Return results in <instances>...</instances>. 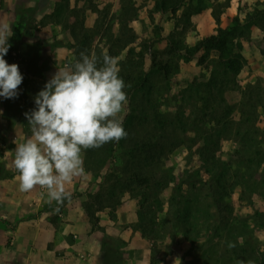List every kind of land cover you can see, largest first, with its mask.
Returning a JSON list of instances; mask_svg holds the SVG:
<instances>
[{"label": "rangeland", "instance_id": "obj_1", "mask_svg": "<svg viewBox=\"0 0 264 264\" xmlns=\"http://www.w3.org/2000/svg\"><path fill=\"white\" fill-rule=\"evenodd\" d=\"M26 1L28 0H0V8L4 3L12 5V8H9L10 14H0V26L8 25L9 22L13 31L10 38L0 43V69L5 71L32 69L35 47L28 41L34 37L46 41L49 52L54 50L57 44L64 43L69 46L71 56L67 58L68 65L76 74L83 75L75 82L79 87L83 85L84 78L90 82L89 75H84L85 61L93 63L96 71V94L92 100H88V95L81 96V105L90 107V110L84 116H82L83 112L79 115V121L75 122L72 134L66 137L64 150L81 143L79 146L83 151V166L94 179L92 193H100L102 187L115 183L114 191L118 195L122 194L121 199L127 197L136 206L134 227L138 231L137 213L142 211L138 203L140 200L150 202L153 199L132 196L127 190L121 189L127 183L126 178H134L133 174L140 175L144 167L127 162L130 153L126 146L127 141H123L121 147H115L113 166L105 163L98 167L91 162L92 157L87 153V147L92 123L95 120L102 126L108 124L115 133L124 126L127 139L135 138L137 141H142L157 134L159 129L157 123L161 121L164 125L161 132L169 137H175L172 142L174 145L170 148H167L166 144L163 145V164L152 170L156 173L164 171L165 175H172L174 178L173 182L161 187L158 193L162 207L161 210H157L159 212H156V216L157 219H162L174 184L182 179L194 178V172L200 168V160L196 152L201 145L200 134L189 129L182 135L179 128L174 125L175 118L179 114L185 122H188L190 111L202 103V99L198 96L201 93L196 94L201 91L191 84L192 80L205 81L211 72H216L214 77L218 79L217 81H221L223 77L222 67L217 63V53L214 50L207 55L205 61H200L199 56L203 55L201 52H195L191 58L186 59L182 56L186 55L183 48L192 47L201 37L215 30L216 23L211 15L212 11L218 15L219 24L225 26L234 16L242 18L254 8H263L264 0H188L174 16L169 12L157 11L154 8L155 0H37L28 8L25 6ZM122 3L127 9L131 8L125 15L124 13L122 15ZM15 16H18L17 21L14 20ZM128 32H132L135 39L125 45L127 36H123L122 33ZM118 41L124 45L116 46ZM173 44L178 47L177 51L172 50ZM148 45L156 49V59L166 64V74L160 70L149 69ZM242 45L244 65L239 71L234 72L233 76V73L225 76L220 91L213 92L211 102L215 107L219 106V116L226 110V106L229 108L239 101L241 87L247 83L252 89L259 87L263 92L261 94L263 106L259 107L256 125L264 131V29L251 26ZM130 51L133 53L146 51L142 67V71L144 70L146 74L144 84H140L137 79L132 83L118 77L119 61L124 60ZM24 56L28 58L24 59ZM15 62L17 64L13 65L12 63ZM131 74L133 77L136 76L135 72ZM26 81L30 82L27 87L30 93L35 89L38 94L42 91V99L45 97L44 84L34 85L29 78H23L24 84ZM52 87L54 88L50 89L59 91H63V88L66 91L68 88L58 83L53 84ZM201 88L206 90L205 86ZM51 100L55 106H61L53 96ZM231 115L236 119L238 112L232 110ZM101 132L102 128L99 130L100 134ZM234 146L232 138L222 141L220 145L222 158L232 153ZM262 167L264 168V163ZM95 173H100L104 178L95 176ZM110 174L117 179L107 180L106 175ZM203 177L207 176L203 173ZM132 183L133 187L139 189L140 182L134 180ZM182 185L185 190L186 185L184 183ZM229 201L233 213L238 217L251 214L254 210H264V197L248 191L240 193V189L236 186L232 189ZM150 214L151 212L147 213L148 216ZM159 220L156 221V225L146 224L147 235H152L150 230H153L154 236L151 238L144 236L150 248L152 264H200L204 261L199 258L200 251H194L196 249L190 246L192 242L188 236L193 234L185 233L179 225L173 228L172 223L162 228ZM254 235L259 239L264 238L260 229H256ZM107 237V234H104L102 245L105 263L125 264L129 247L127 248V244L120 238L112 237L108 240Z\"/></svg>", "mask_w": 264, "mask_h": 264}, {"label": "trees", "instance_id": "obj_2", "mask_svg": "<svg viewBox=\"0 0 264 264\" xmlns=\"http://www.w3.org/2000/svg\"><path fill=\"white\" fill-rule=\"evenodd\" d=\"M187 1L155 0L154 8L174 16ZM128 7L130 8V5ZM130 10L122 3V15L129 13ZM211 15L216 23L215 30L201 37L192 47L183 48L186 55L182 56L188 59L199 51L203 54L199 56V60L205 61L207 55L214 50L217 53V63L222 67L223 77L221 81H217L218 79L214 77L216 72H211L205 81L192 80L191 84L201 91L196 94L201 93L198 96L202 99V103L190 111L188 122H185L179 114L175 118L174 125L179 128L182 135L189 129L200 134L201 145L196 151L200 168L194 172V178L182 179L174 184L172 194L168 197L165 216L160 220L156 216V212H159L157 210H161L162 207L158 193L161 187L173 182L174 178L172 175H165L164 171L160 170L161 172L156 173L152 170L163 164V145L166 144L167 148H170L174 145L172 142L175 137H169L161 132L164 129L161 121L157 123L159 129L155 136L137 141L135 138L127 139L128 135L124 126L115 133L110 125L102 126L94 120L87 153L92 157L91 162L98 167L105 163L113 166L115 147H121L124 144L123 141H127L126 146L130 152L127 162L144 168L140 175L135 176L132 173L134 178H126L127 183L121 190H127L132 196L153 199L150 202L138 200L139 208L142 209L137 213L138 229L143 236L149 238L154 236L153 230H150L152 235H147V223L156 225V221L159 220L162 228L172 223L173 228L179 225L185 233L193 234L188 236V239L192 242L190 246L196 249L194 251H200L199 258L204 260L200 264H264V238L259 239L254 235L256 229L262 230L264 234V210H254L251 214L238 217L233 213V207L229 201L235 186L240 189V193L248 191L264 197V168L262 167L264 131L256 125L259 107L263 106V97H261L263 92L259 87L250 88V84L247 83L239 89V101L229 108L226 106V110L219 116V106L215 107L211 102L213 92L220 91L219 88L225 76L229 73H233V76L234 72L239 71L244 65L242 41L249 34L251 26L264 29V7L254 8L242 18L234 16L225 26L219 24L220 20L215 12L212 11ZM122 35L127 36L125 45L135 39L132 32L122 33ZM123 45L119 41L116 43L118 47ZM147 48L149 69L160 70L166 74V64L156 59V49L150 45ZM172 50L177 51L178 47L173 44ZM145 54L146 51L144 53L142 51L128 52L125 59L119 61L118 77L132 83L137 79L140 84H144L146 74L144 70L142 71V67ZM95 72L93 63L85 61L84 75L89 74V80L94 89L97 87ZM133 72L136 73L135 77L131 74ZM204 86L206 90L201 88ZM232 110L238 112L236 119L231 115ZM231 138L234 139L235 144L232 153L222 158L221 142ZM123 169L125 171V167ZM203 173L207 176L206 178L203 177ZM95 176L104 178L100 173H95ZM106 176L107 180L117 179L113 174ZM134 180L140 182L139 189L133 187ZM183 183L186 185L185 190ZM114 190L115 183H112L102 187L100 193H88L90 201L84 203V210L92 224H95L97 220L95 211L102 208H108L110 217H115V210L121 203L122 194L118 195ZM149 212H151L150 216L147 215ZM103 243L102 240V245ZM103 253L102 250L101 259L104 264H107L103 259Z\"/></svg>", "mask_w": 264, "mask_h": 264}, {"label": "crops", "instance_id": "obj_3", "mask_svg": "<svg viewBox=\"0 0 264 264\" xmlns=\"http://www.w3.org/2000/svg\"><path fill=\"white\" fill-rule=\"evenodd\" d=\"M10 7L4 3L0 14H10ZM12 34L9 22L0 26V43ZM28 42L35 47L32 69H0V264H104V234L127 244L125 264H152L148 242L134 227L136 206L130 199H121L114 218L102 208L95 211V224L90 222L84 203L94 179L83 166L81 143L64 150L79 115L90 110L81 96L92 100L96 90L86 78L76 85L83 75L68 65L67 44L49 52L40 37ZM23 78L44 84L48 93L43 99L41 90L30 93ZM56 83L68 88L50 89Z\"/></svg>", "mask_w": 264, "mask_h": 264}]
</instances>
